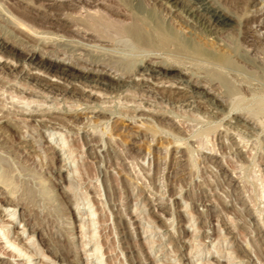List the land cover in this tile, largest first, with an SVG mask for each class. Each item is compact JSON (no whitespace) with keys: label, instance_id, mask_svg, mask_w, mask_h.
Here are the masks:
<instances>
[{"label":"rangeland","instance_id":"rangeland-1","mask_svg":"<svg viewBox=\"0 0 264 264\" xmlns=\"http://www.w3.org/2000/svg\"><path fill=\"white\" fill-rule=\"evenodd\" d=\"M53 1L48 0V3ZM210 2L219 5L229 16L228 25L216 34V40L222 44L219 47L213 45V40L206 45L205 39L197 34L198 29L192 28L190 21L178 10L172 9L166 16L169 8L163 0H105L106 5L98 7L108 14V18L123 23L131 22L139 13L140 17L151 19L150 23L161 21L164 28L173 30L178 41L182 40L180 44L197 43L205 53L219 58V53L231 55V66L224 68L197 61L200 57L195 54L172 52V46L168 52L160 51L165 58L182 59L181 64L184 62L185 67L180 66L187 70L192 81L205 74V78L213 81L212 94L208 92L210 88L194 87L185 89L181 95H173L164 88L172 83L171 80L169 84L168 81L158 83L146 74L144 78H148V82L139 86L142 69H134L132 61L141 58L143 49L125 34L113 35L104 50L93 53L85 51L92 47L74 42L80 37L72 31H60L65 35L66 43L58 46L66 57L62 55L63 61H53L52 55L43 57L44 68L32 64L30 67L36 69L28 70L30 67L23 64L24 53L20 49L13 51L14 56L5 52L0 58V175L9 173L10 176L4 177L8 178L16 197L10 205L2 206L6 208L1 212L5 216L0 225L9 222L5 229L9 234L6 238L2 235L4 229L0 230V251L4 253H0L1 264L6 261L43 264L42 253L49 258L50 264H264V108L260 109L264 103V40L261 38L264 34V0L258 4L252 0ZM56 3L64 6H46L43 0H0V36L13 38L14 32L6 17L11 13L39 30L48 28L37 20L36 15L60 18L70 28L81 22L77 20L80 19L78 5L66 1ZM25 5L31 15L25 14ZM85 7L94 9L96 6L86 4ZM109 10H119L126 15L120 16ZM174 18L179 21L174 20L176 26L169 23ZM82 19L87 20V17ZM258 21L263 26L257 25ZM188 22L190 24H186ZM254 27L259 29V40H252ZM144 30L148 31L147 28ZM121 39L123 44L118 42ZM79 53L84 58L89 55L91 60L102 59L100 61L107 66L110 64L109 67L126 69L135 75L120 80L112 79L110 76L115 73L111 71L97 75L82 73L79 67L85 63L79 60ZM48 62L54 63L49 72L45 70ZM127 62L131 63L126 65ZM14 63L15 67H11ZM121 63L123 67L120 68ZM62 66L68 68L71 77L58 76ZM32 72L50 80L56 89L37 86L27 78ZM178 76L182 74L175 69L166 79ZM97 78L107 85L97 84L94 88L93 80ZM85 80L90 82L88 87L85 82H78ZM153 82L158 83L160 93L149 86ZM163 84L161 88L159 85ZM175 84L184 87V83H172L171 87ZM215 85L223 89L215 88ZM66 87L81 89L79 96L59 93ZM220 89L235 93L229 98L231 102L215 104L217 100L212 95ZM232 98H235L234 102H241H238L239 108L243 106L248 111L241 108L242 111H238L235 106L238 103L234 104ZM257 105L260 111L256 110ZM134 112L136 116L129 118ZM238 114L254 117L258 124L261 123L260 127L244 129L242 122L232 120L238 118ZM7 118L17 128L3 122ZM105 126L108 131L103 134V139L95 136V147L85 144L84 136H89L93 128L101 131L100 128ZM23 131L24 140L20 138ZM234 141L240 143L236 145ZM212 146L214 148L208 150ZM11 213H14L13 222L8 221ZM22 228L25 232L20 236L19 246L29 254L33 253V257L25 254L10 256L7 241L15 240ZM238 248H241L237 254L239 259L234 253ZM36 251L37 256L34 255Z\"/></svg>","mask_w":264,"mask_h":264},{"label":"bare ground","instance_id":"bare-ground-1","mask_svg":"<svg viewBox=\"0 0 264 264\" xmlns=\"http://www.w3.org/2000/svg\"><path fill=\"white\" fill-rule=\"evenodd\" d=\"M47 1V3L45 2ZM59 2V1H66L68 4L70 5H78L79 8H80V11H78V14L75 12V15H73L75 18H76V15L77 16H80V19L77 18V20L81 21V22H78V24L74 25V28H70V25L66 24V22L64 21H61L59 20L60 18H57V17H52V16H49V15H36L35 14L33 16H35L37 18V20H39V22L41 24H46L48 29L46 30H39L37 27L33 26L32 24H29V23H26L24 20L16 17V16H13V15H8L6 16L8 18V26L10 27V29L14 32L13 34V38H9L7 36L5 37H1L0 36V49H2L3 51L1 52L0 51V58L3 57V55H5V52H8L10 53V55H13V51H15V49H20L24 54L22 55L23 56V64H26L27 66H31L32 64H35V66L39 65V66H42L43 67V57L47 58L49 55L51 56H54V59L53 61H56V60H62L63 57L62 55L65 56V53L62 51L63 49H60L58 45H62L63 43H66V39H64L65 35L64 34H61L59 33L60 31H72L74 33V35L76 34V36L80 37L78 38V40L74 41L73 38H71V43L72 41L74 42H78L81 44V46L85 47H92L93 49L91 48H85L87 50H90L91 52L93 53H96L98 52V50H104V47L105 46H108V44L111 42V37L115 34H125L124 36H127L129 37V40H130V37L136 42V44L139 46V48L143 49V55L141 56V58H137L138 60H136L135 62L132 61V64L134 65V69H139L141 68V78H140V82H139V86L142 85H146L145 83L148 82V78H144L145 74L148 76V77H152V78H155V81H157L158 83L160 82H165V81H168V84H169V81L171 80V82L174 84V83H184V87H178L177 84H175V86L171 87L172 86V83L166 87H164V84L163 85H159L161 88L164 87V88H167L168 91H170V93H172L173 95H177V94H180V93H183L185 89H188V88H196V87H202L204 90L210 88L212 85H213V81H210L208 80V78H205V74L204 76L202 77H198L196 78L197 80L195 81H192L190 77L187 76V70L184 69V65L181 64V60L179 61H176L174 59H170V58H165L162 54V52H160L161 50L164 52H168V49L172 46V52H183V53H188V56L189 54H195L197 56H199L200 60H197V61H203V62H208V63H211L213 64V66H217V67H226V66H231V60L229 57H232L231 55L228 56V54H220V58L219 57H215V56H212V55H208L207 53H205V51L201 48H199L200 46H198V44L196 43L195 45H183V44H180L182 42H179L178 39L175 37V33L173 34V30L172 31H168L166 28L163 27L161 21H153L150 23V21H152L151 19H147L146 18L144 19V17H140V15H134L133 18H132V21L129 22V23H123L122 21H118V20H115V19H111V18H108V14L100 11V7H98V5L102 4L104 5L105 4V0H55L53 2H50L48 3V0H43V4L46 5V6H53V7H60V6H64V4H61V3H56V2ZM28 2V1H27ZM252 2L254 4H258L260 3V0H252ZM119 3V2H118ZM163 3L164 5H166V7H168V11L166 14V16H169V11H171L172 9L173 10H178L182 16H184L187 21H190L192 28L195 27L196 30L198 29V32L197 34H199L201 37H203L206 41V45L209 44L210 45V40H213L214 43L213 45H215V47H219V46H222V44L219 42V40H216V34L220 32V29H224L227 25H228V21H229V16L228 14H226L224 11H222V9H220L219 5H215L213 4L212 2H210V0H163ZM28 4V3H27ZM86 4H93V6H96L94 9H87L85 7ZM3 5V4H2ZM106 5V4H105ZM262 5V3H261ZM109 6V5H108ZM123 6V5H121ZM177 6V7H176ZM55 8V9H56ZM91 8V7H90ZM119 8V7H118ZM117 8V9H118ZM125 8V7H124ZM25 14L27 15H31L30 14V9L28 8L27 5H25ZM54 9V10H55ZM72 9V8H71ZM75 9V8H74ZM107 9H110V8H107ZM116 9V8H115ZM133 9V8H132ZM7 10V9H5ZM60 10V9H59ZM134 10V9H133ZM137 10V9H136ZM135 10V11H136ZM8 11V10H7ZM74 11V10H73ZM72 11V13H74ZM109 11H112L114 13H117V14H120V16L122 15H126L125 13L119 11V10H109ZM108 11V12H109ZM123 11V10H122ZM251 11V10H250ZM61 12V11H60ZM63 12V11H62ZM106 12V11H105ZM131 12V11H130ZM83 13V15H81ZM132 13V12H131ZM255 13V12H254ZM53 14H55L53 12ZM64 14V12H63ZM143 14V13H142ZM115 15V14H114ZM112 15V16H114ZM3 16V15H2ZM1 16V17H2ZM164 16V15H163ZM250 16V15H249ZM83 17H87V20L86 19H82ZM4 18V16H3ZM150 18V17H149ZM166 20L169 19V17H165ZM173 18V17H172ZM73 19V18H72ZM82 19V20H81ZM131 19V17H130ZM4 20V19H3ZM124 20V19H123ZM150 20V21H149ZM174 20L175 18L173 19V21L170 19L169 23L170 24H173L174 26L177 25V23L175 24L174 23ZM74 21V20H73ZM72 21V22H73ZM176 22H179L177 21V19L175 20ZM75 22V23H76ZM125 22H128V21H125ZM173 22V23H171ZM183 22V21H182ZM185 22V20H184ZM2 23V22H1ZM71 23V22H70ZM189 22L186 23V24H190ZM7 24V22H6ZM74 24V23H73ZM5 25V24H4ZM168 25V24H167ZM172 25V26H173ZM180 25V24H179ZM182 25V24H181ZM260 27L263 26V24H259V21H258V24ZM7 26V25H6ZM45 26V25H44ZM72 26V25H71ZM252 26V25H251ZM182 27V26H181ZM257 27V26H256ZM144 28H147L148 31H145ZM194 28V29H195ZM8 29V28H7ZM169 29L171 30V27H169ZM179 29L181 30V28L179 27ZM193 29V32L195 31ZM264 29V27H263ZM179 30V31H180ZM192 31V29H191ZM258 31L259 29H256L255 27L252 29V40H255L258 39L259 40V34H258ZM184 32V31H183ZM181 32V33H183ZM12 33V32H11ZM10 33V34H11ZM179 33V32H178ZM180 34V33H179ZM190 34H192L190 32ZM220 34V33H219ZM7 35V34H6ZM193 35V34H192ZM196 35V34H195ZM73 36V35H72ZM184 36V34H183ZM189 36V35H188ZM220 36V35H218ZM262 36V35H261ZM123 37V36H122ZM199 37V36H198ZM115 38V37H114ZM117 38V37H116ZM120 38V37H119ZM124 38V37H123ZM263 40H264V34L263 36L261 37ZM75 39V38H74ZM80 39V40H79ZM184 39V37H183ZM201 39V38H200ZM69 40V38H68ZM116 40V39H115ZM114 40V44L116 43V41ZM262 40V41H263ZM70 41V40H69ZM123 41H125V39H123ZM84 42H90L93 44L89 45L87 43H84ZM98 42V43H97ZM118 42H120V44H123L121 43L122 42V39L121 41L119 40ZM130 42V41H129ZM185 42V41H184ZM131 43H133V41H131ZM131 43H129L128 45H130ZM203 43V42H202ZM113 44V43H111ZM110 44V45H111ZM134 44V45H136ZM125 45V44H124ZM136 45V46H137ZM212 45V43H211ZM75 46V45H74ZM115 46V45H114ZM120 46H123V45H120ZM132 46V44H131ZM129 47V48H132V47ZM136 46H134L136 48ZM198 46V47H197ZM231 46V45H230ZM73 47V46H72ZM76 47V46H75ZM118 47V45H117ZM125 47V46H124ZM122 47V49L124 48ZM138 48V47H137ZM226 48V47H225ZM248 48V47H247ZM6 49V51H5ZM79 49V47H78ZM80 49H83V48H80ZM129 50V49H128ZM229 50V49H228ZM129 51H132V50H129ZM133 51H134V48H133ZM170 51V50H169ZM233 51V49L231 50ZM66 52V51H65ZM79 52V51H78ZM81 52H83L81 50ZM88 52V51H87ZM125 52V51H124ZM128 52V51H127ZM230 53V51H228ZM75 53V52H74ZM103 53V52H102ZM106 54V52H104ZM103 53V54H104ZM109 53V52H108ZM141 53V52H140ZM69 54V53H68ZM110 54V53H109ZM176 54V53H175ZM180 54V53H179ZM235 54V53H233ZM67 55V54H66ZM76 55V54H75ZM81 53L78 54V58L79 60L81 61H84L85 65H82V67L80 66L79 69L82 73H94L95 75L97 74H105L106 71H111L113 73H115L113 76H110L112 77V79H115V78H118L120 80H123L125 79L126 77H130V75H135V72L132 73V72H129V71H125L126 69L124 70H121L123 67V64L121 63L122 66H120L121 69H117L118 67L113 68V67H109V65L107 66L106 64H104L102 61V59H99V60H91L88 56L89 55H86L87 57L84 58ZM101 55V54H100ZM107 55V54H106ZM113 55V54H112ZM129 55V54H128ZM173 55V54H171ZM185 55V54H184ZM195 55L193 57H195ZM208 55V56H207ZM14 56V55H13ZM39 56V57H38ZM41 56V57H40ZM94 56V55H92ZM97 56V55H95ZM99 56V55H98ZM115 55H113L114 57ZM236 55H234L235 57ZM66 57V56H65ZM69 57V56H68ZM67 57V58H68ZM107 57H109V55H107ZM107 57H104L107 58ZM125 57H129V56H125ZM132 57V56H131ZM169 57V56H168ZM77 58V57H76ZM89 58V59H87ZM101 58V56L99 57ZM163 58V60H162ZM165 58V59H164ZM177 58V57H176ZM196 58V57H195ZM194 58V59H195ZM236 58V57H235ZM239 58V57H238ZM71 59H73V56L71 57ZM123 59V58H121ZM126 59V58H125ZM179 59V58H178ZM197 59V58H196ZM195 59V60H196ZM38 60V61H37ZM51 60V59H50ZM191 60V59H190ZM193 60V59H192ZM37 61V62H36ZM45 61V60H44ZM63 61V60H62ZM106 61V60H105ZM186 61V60H185ZM47 62V60H46ZM187 62V61H186ZM190 62V61H189ZM188 62V64H190ZM191 62H194V61H191ZM70 63V62H69ZM128 63V62H127ZM131 63V62H130ZM130 63L126 64V65H129ZM196 63V62H195ZM200 63V62H199ZM48 66L45 68V70H48L51 71V67L54 65L53 62H48L47 63ZM71 64V63H70ZM116 61H115V63ZM187 64V63H186ZM194 64V63H192ZM191 64V65H192ZM197 64V63H196ZM202 64V63H201ZM206 64V63H205ZM76 65V64H75ZM115 65V66H116ZM120 65V64H118ZM184 66V67H181V66ZM199 65V64H198ZM197 65V66H198ZM38 66V67H39ZM114 66V65H112ZM114 66V67H115ZM181 68H180V67ZM187 66V65H186ZM206 66H208L206 64ZM205 66V67H206ZM11 67H15V63H14V66L11 65ZM188 67V66H187ZM198 67L201 68V66L199 65ZM209 67V66H208ZM207 67V68H208ZM22 68H24V65L22 66ZM36 69L35 67H30L28 70L30 69ZM131 69V67H130ZM175 69H178V73L179 74H182V76H178V77H170V78H167L166 77L168 76V74L170 73V71L172 70H175ZM210 69H212V67H210ZM232 69V68H231ZM67 70L68 68L67 67H63L62 66V71L59 72L58 76L62 75V77H71V74H68L67 73ZM192 70V69H191ZM194 70V68H193ZM196 70V69H195ZM25 73V71H23ZM197 72V71H196ZM200 72V71H199ZM132 73V74H131ZM189 73V72H188ZM205 73V72H204ZM28 74V71L27 73ZM207 74V73H206ZM32 76L30 77H27L28 79H31V81H34L35 84L37 86H40V87H45L46 88H51V89H56V86L49 82L50 80L48 79H45L43 78L42 76H39L37 73H31ZM184 75V76H183ZM186 75V76H185ZM59 76V77H60ZM210 76V75H209ZM61 77V78H62ZM134 77V76H132ZM174 78V79H173ZM203 79V80H202ZM67 80V79H66ZM241 80V79H240ZM96 84L93 86L94 88L98 87L97 84H102V85H107V83H104V82H101V81H98V78L97 79H94L93 80ZM125 81V80H124ZM129 80H127L126 83H128ZM137 81V80H136ZM136 81H133V82H136ZM139 81V80H138ZM220 81V80H219ZM78 82H85V86L88 87V81L85 80V81H78ZM72 83V82H71ZM125 83V84H126ZM155 82H153L152 84H150L149 86L152 87L153 91L154 90H158L159 92V89H158V83L154 84ZM217 83V82H216ZM243 83V82H242ZM247 83V82H246ZM240 84V83H239ZM109 85V84H108ZM114 85V83H113ZM219 85V84H218ZM217 85V87H218ZM238 85V84H237ZM243 85V84H241ZM222 86V85H221ZM239 86V85H238ZM215 88L216 85L214 86ZM213 87V88H214ZM60 88V87H59ZM113 88V87H111ZM180 88H183L182 90ZM214 88V89H215ZM218 88H221V87H218ZM115 89V88H114ZM223 89V88H221ZM221 89L220 91H218V93H214L212 96L217 100L216 101V105L217 103H219V105H223V103H228L232 97V95L234 94H230V93H225V92H221ZM226 89V87H225ZM235 89V88H234ZM243 89V88H241ZM247 89V88H246ZM80 90L81 89H77V88H74V87H66L65 89H62V90H59L60 92L59 93H72V95H75V96H79L80 94ZM142 90V89H140ZM144 90V89H143ZM166 90V91H167ZM216 90V89H215ZM229 91H233V89H228ZM145 91V90H144ZM166 91H164L165 93H167ZM223 91V90H222ZM240 91V90H239ZM119 92V91H117ZM163 92V91H162ZM209 93L211 92H214L212 91V89L210 88L208 90ZM234 92V91H233ZM238 92V91H237ZM236 92V93H237ZM160 93V92H159ZM251 93V92H250ZM249 93V94H250ZM91 94V93H89ZM212 94V93H211ZM241 94V93H240ZM59 95V94H58ZM116 95V94H115ZM181 95V94H180ZM263 95V94H262ZM89 96V95H88ZM231 96V97H230ZM239 97H241L240 95H238ZM238 96L236 97L237 99H241L242 98H238ZM182 97V96H181ZM184 97V96H183ZM187 97V96H186ZM212 97V98H213ZM263 96H261L262 98ZM174 98V97H173ZM258 98V97H257ZM260 98V99H261ZM235 99V98H234ZM234 99L232 98V101L234 102ZM259 99V98H258ZM172 100V99H171ZM174 100V99H173ZM229 100V101H228ZM237 101V100H236ZM234 102L235 103H238L240 102L238 100V102ZM82 102V101H81ZM185 102V101H184ZM215 102V101H214ZM231 102V101H230ZM242 102V101H241ZM240 102V103H241ZM87 103V102H86ZM240 103H238L237 105L235 104V106L238 107V105H240ZM84 104V103H83ZM194 104V103H193ZM230 104H233V103H230ZM78 105V104H77ZM6 106V105H5ZM262 106V107H261ZM7 107V106H6ZM188 107V106H187ZM225 107V106H224ZM234 107V106H233ZM243 107V106H242ZM240 107L241 109H244L245 108H242ZM245 107V106H244ZM258 105L256 107V110L258 109ZM260 109H263L264 108V103H262L260 105ZM98 108V107H97ZM136 108V107H135ZM135 108H132L133 110H135ZM189 108V107H188ZM215 108V107H214ZM226 108V107H225ZM239 108V107H238ZM239 110L238 111H242V110ZM27 109V108H26ZM255 109V108H254ZM260 109H258L260 111ZM35 110V109H34ZM48 110V109H47ZM231 110V109H230ZM246 111H248L247 109H245ZM255 110V111H256ZM1 111V110H0ZM9 111V110H8ZM93 111V110H92ZM236 111V110H235ZM234 111V113H235ZM99 113H102L101 111H97ZM110 112V110H109ZM233 112V110H232ZM237 112V111H236ZM245 112V111H244ZM243 112V113H244ZM209 113V112H208ZM226 113V112H225ZM251 112H248L247 114H250ZM257 113V112H256ZM255 113V114H256ZM260 113V112H259ZM115 114V113H113ZM117 114V112H116ZM115 114V115H116ZM125 116H128V113L126 114V112L124 113ZM121 113V115H124ZM252 114V113H251ZM254 114V113H253ZM252 114V115H253ZM111 115V114H110ZM120 115V116H121ZM131 114H129L130 116ZM223 115V114H222ZM119 116V117H120ZM135 115V112L129 117V118H133ZM224 116V115H223ZM255 116V115H254ZM257 116V115H256ZM255 116V117H256ZM7 117V115L5 116ZM13 117V116H12ZM177 117V116H176ZM228 117V116H227ZM238 118H235L233 117L232 120L236 121V122H242L241 124L244 126V129L245 127L250 129V130H254V129H257L258 125H261V123L258 124V121L254 119V117H250V116H246V115H237ZM44 118V117H43ZM136 118V117H135ZM237 119H239L237 121ZM20 120V119H19ZM49 120V119H48ZM54 120V119H53ZM51 121V120H50ZM107 121V119H106ZM229 121V120H228ZM231 121V120H230ZM2 122V121H0ZM3 122H8L7 124H10L12 126H14L15 128H17V125H15V123H13V121H11L10 118H7L6 120H4ZM16 122V121H15ZM99 122V121H98ZM263 122V121H261ZM104 123V122H103ZM102 123V124H103ZM264 124V123H263ZM52 125V124H51ZM6 126V125H4ZM19 126V125H18ZM97 126V125H96ZM102 126V125H101ZM94 127V125L92 126ZM99 127V126H98ZM107 127L105 126V128L102 129V127L100 128L101 131H99V129L97 128H93L89 134V136H84V138L86 139V143L85 144H89L90 143V146H94L97 144L96 140L95 139V136L97 137V135L102 138L103 134H105L106 132V129ZM14 129V128H13ZM65 129V128H64ZM79 129V128H78ZM91 129V128H90ZM98 131H96V130ZM228 129V128H227ZM235 129H237L235 127ZM261 129V128H260ZM231 130V129H230ZM17 131V129H16ZM25 131V130H24ZM22 132V135L20 136V138L23 140L25 139L23 136L25 132ZM108 131V130H107ZM226 131V129H225ZM263 131V129H262ZM77 132V131H76ZM235 132V131H234ZM85 133V132H84ZM97 133V134H96ZM109 133H110V130H109ZM155 133V132H153ZM240 133V132H239ZM248 133V132H247ZM246 133V134H247ZM261 133V132H260ZM61 134V133H60ZM211 135V134H210ZM238 135V134H236ZM245 135V134H244ZM107 136V135H106ZM203 136V135H202ZM110 137V136H109ZM237 137V136H236ZM19 138V139H20ZM176 138V137H175ZM174 138V139H175ZM208 138V137H207ZM103 139V138H102ZM101 139V140H102ZM177 139V138H176ZM175 139V140H176ZM241 139V138H240ZM174 140V141H175ZM178 140V139H177ZM180 140V138H179ZM183 140V139H181ZM227 140V139H226ZM100 141V140H99ZM211 142H213L212 140H210ZM245 141H247L245 139ZM178 143H180L179 141H177ZM199 141H197L198 143ZM26 143V142H25ZM103 143V142H101ZM100 143V144H101ZM182 143V142H181ZM208 143V142H207ZM234 143L236 145H238L240 143V141H237ZM247 143V142H246ZM99 144V143H98ZM184 144V143H183ZM203 144V143H202ZM210 144V143H209ZM212 144V143H211ZM180 145V144H179ZM213 145V144H212ZM30 146V145H29ZM105 146V145H104ZM210 146V145H209ZM228 146V145H227ZM243 147H245L246 145L245 144H242ZM6 147V146H5ZM214 148V146H212L211 148H208V150L210 149V151ZM25 149V148H24ZM34 149V148H33ZM51 149V148H50ZM72 149V148H71ZM95 149V148H93ZM92 149V152L94 151ZM234 149V148H233ZM241 150V149H240ZM254 150V149H253ZM2 151V150H0ZM24 151V150H23ZM73 151V150H72ZM18 153V152H17ZM16 153V154H17ZM73 153V152H72ZM88 153V152H87ZM216 153V152H215ZM239 153V152H238ZM29 154V153H28ZM20 155V154H19ZM104 156V155H103ZM22 157V156H21ZM27 157V156H26ZM31 157V156H30ZM18 158V157H17ZM233 159V157H231ZM15 159V158H14ZM224 159V158H223ZM209 160V159H208ZM74 161V160H72ZM230 161V160H229ZM21 162V161H20ZM192 162V161H191ZM224 162V161H222ZM9 163V162H7ZM230 163V162H229ZM3 164V163H1ZM133 165V164H132ZM131 165V166H132ZM135 165V164H134ZM5 166V164H4ZM253 166V165H252ZM61 167V166H60ZM136 167V166H135ZM240 167V166H239ZM82 168V167H81ZM99 168V167H98ZM231 168V167H229ZM236 169V168H234ZM238 169V168H237ZM236 169V170H237ZM15 170V169H13ZM84 170V168H83ZM133 170V168H132ZM80 171V170H79ZM86 171V170H85ZM5 172V171H4ZM8 171H6L7 173ZM1 173V172H0ZM11 173V172H10ZM4 176H10L9 173L7 175L4 174ZM3 175H0V188H1V194H4V195H1L0 196V199H1V202H0V221L4 218L5 215L2 216L1 212H4V207H2L3 205H10L11 202L13 201L12 199L16 198L14 197V191L11 189L13 187L10 186V183L7 182V179L6 177H4ZM238 176H240V174H238ZM248 176V175H247ZM88 179V178H87ZM138 179V178H137ZM140 179V178H139ZM145 181V180H144ZM153 181V180H152ZM84 182V181H83ZM12 183V182H11ZM91 183V182H90ZM145 183V182H144ZM13 184V183H12ZM39 184V183H38ZM81 184V183H79ZM239 184V183H238ZM245 184V182H244ZM15 185V184H13ZM94 185V184H93ZM82 186V185H81ZM88 186V185H87ZM11 187V188H10ZM5 188V189H4ZM87 188V187H86ZM99 188V187H98ZM145 188V187H144ZM4 190V191H3ZM100 190V189H99ZM98 190V191H99ZM251 190V189H250ZM86 191V190H85ZM88 191V190H87ZM247 191V190H245ZM100 192V191H99ZM19 193V192H18ZM87 193V192H86ZM141 193V192H140ZM101 194V193H100ZM88 195V194H87ZM89 196V195H88ZM14 197V198H13ZM159 198V197H158ZM16 202V201H15ZM21 202V201H20ZM252 203V202H251ZM253 205V204H252ZM91 206V205H90ZM249 206V205H248ZM9 208V206H8ZM90 208V207H89ZM8 210V209H7ZM9 213V212H8ZM7 213V214H8ZM139 213V212H138ZM6 214V215H7ZM258 214V212H257ZM14 215V213H11L10 214V218L8 219V221L10 222H13L12 220V216ZM260 216V214H259ZM23 218V217H22ZM21 218V219H22ZM258 218V217H257ZM191 220V219H190ZM23 221V220H22ZM262 221V220H261ZM26 222V221H25ZM234 222V221H233ZM1 223V222H0ZM9 223V222H7ZM7 223L5 222H2V224L0 225V230L4 229L2 235L5 236L6 235V238L8 237L7 235L9 234V230H6L5 232V229L8 228L7 227ZM22 224V223H21ZM27 224V222H26ZM20 226V225H19ZM83 228V227H82ZM85 230V229H84ZM25 232V228L21 229V231H18V237L16 236L15 237V240H8L7 241V244L9 243V247H10V251L12 253V255L10 256H20V255H29V256H32L33 257V253L32 254H29V252H26V250L24 249L23 250V246H19V242L21 240V237L22 234H24ZM258 234H259V231H257ZM261 232V230H260ZM82 233V232H81ZM83 234V233H82ZM84 236H86V234L84 233ZM88 236V235H87ZM246 237V236H245ZM261 237H263V233L262 235H260V237L258 238L259 240H261ZM1 238V237H0ZM85 238V237H84ZM89 238V237H88ZM256 241V240H255ZM264 241V240H263ZM30 242V241H28ZM99 243V242H98ZM6 244V243H5ZM25 244V243H24ZM33 243H31L32 245ZM95 244H97L95 242ZM30 246V244H28ZM34 245V244H33ZM83 246V245H82ZM98 246V245H97ZM212 246V245H211ZM210 246V247H211ZM26 247V245H25ZM96 247V246H95ZM29 248V247H28ZM216 248V247H214ZM213 248V249H214ZM5 249V248H4ZM210 249V248H209ZM219 248H217L218 250ZM233 249V248H232ZM97 250V249H95ZM216 250V251H217ZM244 250V249H242ZM24 251V253L22 252ZM39 251V250H38ZM241 251V248H238V249H234V253L236 254V257H238L239 259V256H237V254H239V252ZM254 251V250H253ZM96 252V251H95ZM1 255L3 253V251H0ZM35 253V252H34ZM215 253V252H214ZM219 253V252H218ZM254 253V252H252ZM4 254V253H3ZM39 254V253H38ZM37 254V251H36V254L34 255H38ZM95 254V253H93ZM4 256V255H3ZM42 262H45L47 264H50L48 261L49 258H47L45 256L44 253H42ZM213 257V255H212ZM86 258V257H85ZM215 259V257H214ZM234 259V257H233ZM257 259V257H256ZM216 260L218 261V258H216ZM53 261V260H52ZM43 263V264H45ZM52 263H55V262H51ZM260 263V262H259ZM0 264H1V261H0ZM4 264H12V263H9V262H5Z\"/></svg>","mask_w":264,"mask_h":264}]
</instances>
